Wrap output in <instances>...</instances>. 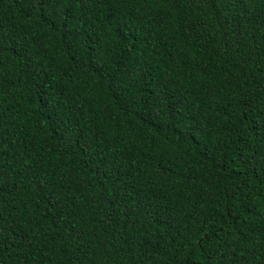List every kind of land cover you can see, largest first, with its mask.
I'll return each mask as SVG.
<instances>
[{
  "label": "trees",
  "instance_id": "16d2710c",
  "mask_svg": "<svg viewBox=\"0 0 264 264\" xmlns=\"http://www.w3.org/2000/svg\"><path fill=\"white\" fill-rule=\"evenodd\" d=\"M0 264H264V0H0Z\"/></svg>",
  "mask_w": 264,
  "mask_h": 264
}]
</instances>
